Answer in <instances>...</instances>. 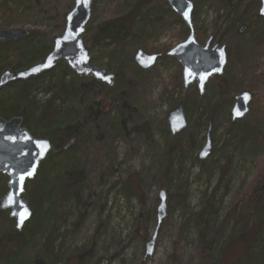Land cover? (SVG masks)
Segmentation results:
<instances>
[{
    "label": "rangeland",
    "instance_id": "rangeland-1",
    "mask_svg": "<svg viewBox=\"0 0 264 264\" xmlns=\"http://www.w3.org/2000/svg\"><path fill=\"white\" fill-rule=\"evenodd\" d=\"M134 1L96 0L90 22L94 27L121 15ZM191 1L193 24L205 32L202 41L195 29L198 41L204 44L213 36L214 44L231 47L224 72L209 79L203 95L196 83L185 88L182 66L167 56L188 36L187 26L167 0H140L131 36L111 49L93 44L90 34H85L92 63L117 73L111 85L90 76L78 79L64 62L26 85L35 103L31 120H38L40 126L63 119L79 125L76 161L84 169L85 182L79 203L74 201L61 210L57 250L46 256L39 251L41 246L34 251L29 248L21 255L23 264H33L38 253L47 264H204L209 256L217 261L226 250L233 229L225 220L229 203L256 178L262 157L252 136L264 127L260 116L264 100L256 104L259 96L264 98V84L253 90L250 70L264 71V34H260L264 19L258 17L260 3L255 0ZM22 2L27 8L22 12L25 17L10 24L0 19V30L24 28L33 32L31 39L52 48L53 39L63 34L74 0ZM244 25L246 30L238 34ZM150 27L154 28L145 32ZM140 48L162 57L151 68L142 69L134 59ZM110 66H117V71ZM218 76L222 80L234 77L240 87L233 84L236 92H230L226 84H216ZM59 79L69 85L63 93L57 86ZM243 91L253 94L250 109L233 122L234 96ZM193 100L201 104L199 110ZM180 103L188 125L172 134L168 113ZM48 110L51 117H43ZM27 116L24 125L28 128ZM208 134L211 153L200 159ZM39 137L53 141L42 133ZM126 180L132 187L125 188ZM162 189L168 192L167 217L154 256L145 260V244L156 228ZM203 195L214 209L208 223L198 225L194 215L203 208ZM10 227L2 217L0 230L7 234ZM261 243L256 241L255 252ZM223 261L229 264L233 259L226 255Z\"/></svg>",
    "mask_w": 264,
    "mask_h": 264
},
{
    "label": "trees",
    "instance_id": "trees-1",
    "mask_svg": "<svg viewBox=\"0 0 264 264\" xmlns=\"http://www.w3.org/2000/svg\"><path fill=\"white\" fill-rule=\"evenodd\" d=\"M139 3L140 0H135L129 7L130 9L121 15L110 16L94 27L93 23L90 22L85 34H90V41L93 44L102 45L107 49L120 44L132 34L135 16L140 6ZM252 3L258 5L255 1H252ZM24 11L27 12V8L25 9L22 0H4L0 3V19L5 23L10 24L16 19L24 18L23 15L25 14L22 13ZM231 12L233 11L230 10L227 16ZM252 13L254 14V12ZM260 24H262L260 34L263 35L264 21H260ZM153 28L150 27L145 32ZM194 28L200 36L199 40L203 41L205 38L203 28L199 29L197 24H194ZM236 32L241 33L240 29H237ZM85 34L83 36L84 40ZM31 35H33V32H28L27 36L21 40L0 43V72L6 69H22L44 59L51 48H45L35 41L34 37L31 39ZM227 50H229L228 55L231 56V47ZM110 68L115 72L117 71V66H110ZM115 74L117 73H114V76H116ZM250 75V87L253 90L264 84V71L258 72L256 69L251 68ZM37 78L13 82L0 91V95L5 94L4 97H0V115L7 119L15 115H21L23 118L28 115L26 117L28 128H26L31 134L38 138H44L39 137L40 133L44 134L45 137L52 136L53 141L51 142L54 146L47 158L41 162L36 176L26 183L23 197L32 209V216L24 227L20 230L17 229L15 221L10 217L8 210L0 209V220L3 217L11 225L7 234L0 230V264H23L21 255H24L23 253L29 248L34 251V249L41 246L40 252L46 254V256L53 254L57 250L56 245L60 236L61 226L59 220L63 214L61 210L65 208V205H69L74 201L79 203L85 182L84 169L76 161L78 152L75 145L80 134L79 125L70 124V122L68 123L63 119L60 123L51 121L48 125L40 126L38 120H31L35 103L30 98V94L27 93L26 85ZM78 79L80 78L78 77ZM215 80L219 86L226 84L230 92H236L232 89L233 84L240 87L234 77L222 80L218 76ZM57 84L62 93L63 89H69V85L61 79L58 80ZM262 96L258 97L256 104L259 105L264 100ZM193 103L196 109L201 108V104L199 105L197 100H193ZM263 104L264 102L260 104L261 108ZM42 115L46 118L51 117V111L48 110ZM260 116L264 118L263 111ZM23 126L25 127L24 123ZM73 137H77L76 143L70 149H65L64 144ZM252 137H254L253 143L256 147L262 150L261 160L257 164V176L241 192V195H236L229 203L225 220L230 222L233 229L226 250L220 253V258L217 261L209 256L204 264H228L227 261H223L226 255L233 259V262L229 264H264V127L255 131ZM165 176L167 178L168 174L165 173ZM128 187H132V184L129 183V180H126L125 188ZM6 192L7 181L5 176L0 174V197ZM200 201L203 203V208L201 211L196 212L194 216L198 225H205L210 220L209 214L214 208L209 197L203 195ZM200 235L203 237L204 233L201 231ZM259 239L262 243L255 252V243ZM15 248L17 250H14ZM38 254L34 258L41 257Z\"/></svg>",
    "mask_w": 264,
    "mask_h": 264
},
{
    "label": "water",
    "instance_id": "water-1",
    "mask_svg": "<svg viewBox=\"0 0 264 264\" xmlns=\"http://www.w3.org/2000/svg\"><path fill=\"white\" fill-rule=\"evenodd\" d=\"M4 0H0V3ZM96 0H74L73 8L66 14L65 28L61 36L53 39L51 51L37 63L20 70L6 69L0 74V90L17 81H26L43 75L64 62L78 77L90 76L95 81L111 85L114 74L106 68L91 62L89 50L84 41L87 25L91 21L93 5ZM260 3L258 17L264 19V0ZM171 10L176 13L188 28L187 38L173 47L167 56L174 58L182 66V78L185 88L196 83L199 95H203L210 78L224 72L228 63L227 45L214 44L211 36L204 44L196 36L193 24L195 5L191 0H167ZM247 26L240 29L243 33ZM27 36L24 28H10L0 30V43L23 39ZM162 57L161 54H149L138 49L134 59L142 69H149ZM253 94L243 91L234 96L231 110L232 121L243 118L250 109ZM239 113V114H238ZM169 130L172 134L179 133L188 125V118L182 103L168 113ZM24 118L20 115L4 118L0 115V174L8 177V191L0 201V209L8 210L15 220L17 229H22L32 216V209L23 197L28 180L33 179L43 160L47 158L53 148L49 139L34 137L23 126ZM77 141V137L69 139L65 149H70ZM212 140L210 134L199 153L200 159H206L211 153ZM159 204L156 209V228L146 241L143 258L154 256L159 237V231L168 212V192L160 190ZM151 250V251H149ZM33 264H47L42 257H36Z\"/></svg>",
    "mask_w": 264,
    "mask_h": 264
},
{
    "label": "flooded vegetation",
    "instance_id": "flooded-vegetation-1",
    "mask_svg": "<svg viewBox=\"0 0 264 264\" xmlns=\"http://www.w3.org/2000/svg\"><path fill=\"white\" fill-rule=\"evenodd\" d=\"M246 26H247V25H246ZM27 34H28V31H27ZM27 67H28V66H27ZM22 69H23V68H22ZM18 70H20V69H18ZM1 73H2V72H0V74H1ZM40 76H41V75H40ZM38 77H39V76H38ZM26 81H27V80H26ZM9 85H10V84H9ZM9 85H8V86H9ZM8 86H6V87H8ZM6 87H4V88H6ZM4 88H2L1 90H3ZM1 90H0V91H1ZM20 116H21V115H20ZM11 117H12V116H11Z\"/></svg>",
    "mask_w": 264,
    "mask_h": 264
},
{
    "label": "snow or ice",
    "instance_id": "snow-or-ice-1",
    "mask_svg": "<svg viewBox=\"0 0 264 264\" xmlns=\"http://www.w3.org/2000/svg\"><path fill=\"white\" fill-rule=\"evenodd\" d=\"M239 114V113H238ZM149 251H151V250H149Z\"/></svg>",
    "mask_w": 264,
    "mask_h": 264
}]
</instances>
